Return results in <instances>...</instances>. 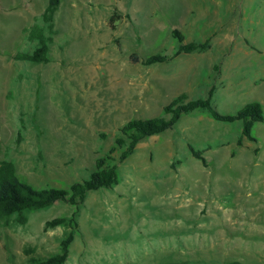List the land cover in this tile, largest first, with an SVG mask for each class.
I'll list each match as a JSON object with an SVG mask.
<instances>
[{
    "label": "rangeland",
    "instance_id": "obj_1",
    "mask_svg": "<svg viewBox=\"0 0 264 264\" xmlns=\"http://www.w3.org/2000/svg\"><path fill=\"white\" fill-rule=\"evenodd\" d=\"M47 6L0 0V162L37 189L70 191L110 156L119 183L78 208L61 201L0 225V264L59 253L71 228L45 224L76 211L65 264H264V122L240 146L242 121L197 110L122 163L117 145L124 125L163 116L181 94L208 98L216 87L223 114L264 107V0H61L51 61L16 60L38 47L25 29ZM174 30L211 48L152 66L131 60L177 51Z\"/></svg>",
    "mask_w": 264,
    "mask_h": 264
},
{
    "label": "trees",
    "instance_id": "obj_2",
    "mask_svg": "<svg viewBox=\"0 0 264 264\" xmlns=\"http://www.w3.org/2000/svg\"><path fill=\"white\" fill-rule=\"evenodd\" d=\"M61 4V0H48L46 10L36 17V23L25 29L28 39L37 42L38 47L33 52H19L15 59L32 63H49L51 61L50 51L54 43L55 15ZM42 20L44 26L37 21ZM45 25L48 28L46 31ZM111 27H115L114 18L111 19ZM173 36L178 38L180 46L172 54H154L146 59H141L137 54L131 56L133 62H142L146 66L172 62L183 54H193L204 52L211 48V38L205 42H185L184 35L174 30ZM219 71L220 68L216 67ZM216 87H212L208 98L189 99L187 94L176 97L164 108V115L146 120H132L120 129L121 137L117 140L120 148L126 147L118 159V163L126 161L134 153L137 145L146 138L160 135L170 129L182 118L183 115L193 113L197 110L207 112L215 121L224 123L243 122L242 136L238 144L243 145L244 139L254 140L253 129L255 124L264 122V107L260 102L246 104L234 114H223L214 106L212 97ZM115 148L111 153L115 152ZM193 156L201 160L207 166L203 151L196 150L190 146ZM109 161H117L107 156L97 161V171L91 175L89 180L75 183L70 191L58 188L37 189L30 183L22 180L13 162L2 160L0 162V225L9 226L12 223L24 225L27 223L26 212L45 209L57 202H66L75 207H80L86 200L88 193L102 188H112L119 183L118 165ZM74 216L68 218H55L47 221L45 230L68 226L71 232L61 242L59 253L47 258H30L31 264H65L69 258L70 247L75 239V230L79 228V223Z\"/></svg>",
    "mask_w": 264,
    "mask_h": 264
}]
</instances>
